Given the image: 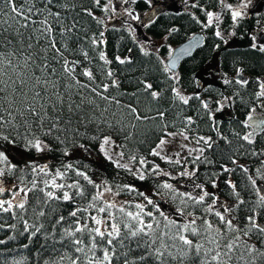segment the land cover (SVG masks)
I'll return each mask as SVG.
<instances>
[{
	"label": "snow or ice",
	"instance_id": "snow-or-ice-1",
	"mask_svg": "<svg viewBox=\"0 0 264 264\" xmlns=\"http://www.w3.org/2000/svg\"><path fill=\"white\" fill-rule=\"evenodd\" d=\"M92 2L106 15L111 13L109 19L117 15L113 0H105L103 4L102 0H92ZM120 2L134 5L137 0H120ZM251 2L252 0H240L233 8V5L226 4L225 0H219V4L230 12V27L239 26ZM145 3L151 6V0H145ZM183 3L186 7L189 6L188 0H183ZM0 4L8 7L7 12L0 8V197L5 192L11 194L9 199H0V216L8 213L12 218H17L15 209L27 211L29 194H41L36 197V207L33 208L37 223L30 224L24 219L23 214L19 216L23 222V229L19 235L27 234L28 241L23 244V248L28 249L35 241L32 264H65V262L114 264V261L115 264H171L177 260V256L173 255L169 248L178 249L181 264L189 259L190 251L194 252L197 258H200V253L203 251L200 264H264V186L254 178L255 176L264 180V159L259 160L260 167H256L253 174H250L248 166L239 163L231 156L228 157L229 162L246 175L248 183H245L243 191L250 193L248 199L244 198L242 191L231 179V173L236 169L229 168L226 164L220 165L222 169L220 173L213 172L204 182L197 183L196 181L200 179L197 162L213 163L205 156V152L211 150L216 141L212 137L202 135L190 138L187 130L195 123L192 117L186 118L185 127L178 132H164L159 142L149 152L150 156L159 157L169 165L179 166L175 175L161 169L157 164H152L147 157L139 159L135 155L129 157L130 162L139 165L135 170L130 163L120 162L124 157L122 151L116 153L120 159H113L110 149L123 145L115 144L111 132L124 133V139L129 140L133 133L127 129L136 128L135 124L125 122V109L134 120L141 122L149 119H159L164 122L165 112L157 110L156 116L141 115L136 107L121 105L116 96L107 95L110 87L119 88V81L112 79L111 70L105 72L110 84L98 82L97 76L89 67H81L80 72L77 73L82 61L79 58L69 59L65 53L82 56L89 62L92 58L83 47L75 49L69 47V42L80 44V38L75 34L79 22L73 20L71 26L65 25L68 17H62L61 11L75 10V3L70 7L69 0H21L18 7L15 0H0ZM190 7L200 8V11L205 13L206 23L202 25L204 28L216 27L221 21L220 15L206 11L198 2L192 3ZM83 13L99 24L104 23L90 8H83ZM125 13L132 21L140 20L134 10L125 9ZM191 18L200 23L195 15ZM144 26L147 27L149 24L145 23ZM129 30L130 34L134 31L130 25ZM57 33L61 38L59 46L56 40ZM214 35L224 39L218 27ZM230 35H235V32H231ZM103 36L104 32L101 31L99 39L95 35L89 37L91 46L99 48L101 45H106ZM251 39L252 47L264 53V44L258 45L256 36H252ZM49 52L52 53L51 56ZM140 52L144 56L150 55L143 45L140 46ZM99 60L105 65L112 63L103 51L99 53ZM115 60L119 64L131 63L129 58L122 59L120 56H116ZM56 65L60 67L57 68ZM174 67V62L165 65L164 71L169 72ZM236 77L240 78L235 79V84L247 87L249 81L243 79V69H237ZM171 79L179 82V77L175 74ZM141 83L153 100L159 99L160 93L151 91L153 88L151 83L143 81ZM223 83L231 85L233 80L225 78ZM256 84L258 91L254 93V99L262 101L259 106L264 107V79H257ZM173 92L184 105L193 99V97H185L178 89L174 88ZM239 96V92L222 96L216 101L215 111L220 112L225 106H231L235 102L234 98ZM195 99L200 97L196 96ZM101 101L104 103L102 104ZM211 103V101H201V107L213 121L212 129L217 132L219 139L230 144L231 141L220 134ZM113 104L119 111L110 110ZM255 113L256 107H251L246 118L240 122L244 129L253 127L254 131L243 134L236 131L232 133L247 145H255L254 136L258 131H264V120L258 121L255 125L250 123L254 121ZM74 122L85 127L95 125L98 131L111 130L109 134L94 135L91 139L97 141L99 152L115 168L125 171L140 181L159 176H166L168 179L165 181L157 179L151 193L146 194L138 191L130 183H116L114 190L107 180L97 183L87 172L74 168L72 164L65 165L66 171L57 169L53 174L47 170V166L37 167L29 162L25 167L31 170V186L19 187L13 183L5 187L8 179L13 177L23 183L21 177L16 176L17 165L11 162L7 154L10 151L9 145H20L24 151L36 153L51 151L49 144L41 136L51 137L58 143H63L59 133L71 131ZM164 127L167 128L168 125L165 123ZM37 131L40 135H37ZM53 133L56 135L53 136ZM76 134H80L78 127ZM177 135L182 136L185 141L202 145L190 148L187 144H181L180 148L188 153L183 157V163L180 152L166 154L165 146L170 141L165 137L174 139ZM239 147L243 148L244 144ZM193 153L198 154L193 155ZM63 154L67 156L69 153L65 149ZM247 154L257 158L264 157V147L259 150L250 148ZM149 164H152L151 168ZM189 164L196 167L190 170ZM69 171L73 172L75 177L82 178L87 185H91L94 191L90 194L86 193L85 186L79 179H73L70 183H58V180H65ZM224 173H229L224 184L230 189L229 195L233 199L230 204L221 202L220 208L223 209L221 211L217 208L220 196L210 192L206 184L210 183L212 189H217L219 177ZM41 176L44 178L38 179ZM181 179L191 183L176 185L169 182ZM181 188L190 190L181 191ZM121 193L127 194L131 199L124 201L111 199L119 197ZM137 197L142 198L143 202H136ZM155 197L170 202L174 206V211L170 214L163 211ZM78 200H85L86 206L73 208L68 212L67 217L58 214L55 206L48 207L53 201L75 204ZM234 210L236 215H232ZM174 215L183 217L185 222L177 223L172 219ZM210 216L215 217V222L209 219ZM40 218L45 219L40 222ZM45 224L49 227L45 228ZM4 227V224H0V229ZM8 227L15 228V225ZM58 228L60 231L57 230ZM190 236L197 237L198 242H194L189 238ZM15 239V236L0 239V245H7L8 241ZM205 244L209 247H205ZM15 251L14 248L9 249V252ZM27 259V256H22L20 259L13 257L10 260L0 251V264H25Z\"/></svg>",
	"mask_w": 264,
	"mask_h": 264
},
{
	"label": "trees",
	"instance_id": "trees-1",
	"mask_svg": "<svg viewBox=\"0 0 264 264\" xmlns=\"http://www.w3.org/2000/svg\"><path fill=\"white\" fill-rule=\"evenodd\" d=\"M190 1L191 4L198 2L199 6L206 11H215L221 6L219 0H188L189 6L185 8H176L175 10L164 9L163 11L156 13L153 19L147 22L149 26H144L146 31L154 37L167 36L168 40L174 46L198 30H201L204 34V42L198 46L194 51L195 53H191L187 58L182 60L180 62L181 64H179L178 71L172 73V71H164V56L167 55V43L160 44L156 51L154 49L146 48V50L150 52V55L144 56L140 52V46L142 44L139 43L132 32L130 34L127 24L118 25L113 23L112 20L109 19L111 14L109 13L106 15L100 10V8L93 4L92 0H69L70 7L72 3H75V10H62L61 16L68 17V19L65 20V25L67 26H71L73 20L79 22L77 25L78 31H74L80 38V44L69 42V47L73 49L83 47L89 52V56L92 58L91 62H89L85 61L82 56H74L71 53L66 52L65 55L68 56L69 59L79 58L82 61L80 67L77 68V73L80 72L81 67L86 66L92 69L93 73L97 76L98 82L110 84V79L106 76L105 72L106 70H111L113 72L112 79L119 81V88L110 87L107 95L116 96L120 100L121 105H131L132 107H136L141 115L146 114L148 116H156L157 110L164 111L165 120L164 122L159 121V119H149L143 122L136 121L131 115L127 114V109H125V122L127 124L136 125L135 129H132L131 127L127 129V131L133 133L129 140L124 139V133H115L111 132V130L103 129V125H101L103 131H98L95 125H88L85 127L83 125H77L74 122L71 131L59 133L60 139L64 141L63 143H58L51 137L41 136V138L49 144L52 149L51 151L36 153L35 151H24L20 145H9L8 147L10 150L16 149L23 154V157L15 162L17 165L16 176L21 177L23 183H21L19 179L13 177L8 179V183L5 187L13 183L19 187H24L25 185L31 186V170L30 168L25 167L27 163L31 162L37 167L47 166V170L53 174L57 169L66 171L65 165L72 164L74 168L87 172V174L96 182L101 178L107 180L109 184H112L114 190L116 183H130L134 185L138 191L150 194L157 179L165 181L168 178L166 176H159L158 178L149 177L144 181H140L125 171L115 168L109 160L103 158H99L98 160L95 156H89L86 150L91 149L92 151H95L98 147L97 141L92 140L91 137L94 135L102 136L111 132L116 144L123 145V147H118V149L124 153V159L129 161V157L132 155H135L138 159L141 157H147V160L151 161L152 164H157L161 169L170 171L175 175L179 170V166L169 165L159 157L150 156L149 152L153 149V146L157 144L164 132H171L174 130L179 131L183 129L185 127L186 118L192 117L195 123L187 130V135H189L190 138L197 135H207L216 141L213 148L205 152V156L213 161V163L197 162L200 179L196 182H204L206 177L213 172L220 173L222 171L220 165L226 164L229 168L236 169L231 173V179L237 184L238 189L242 191L244 198L248 199L250 197V193L243 191L245 183H248L246 175L236 168L235 165H232L229 162L228 157L231 156L232 158L237 159L239 163L248 166L250 174H253L255 166L258 165V167H260L259 160L264 159V157H253L250 154H247V150L250 148H256L259 150L264 147V136L261 141L256 142L255 145H247L232 134L233 131L243 134L244 128L240 122L243 121L245 114L249 112L252 104V91L249 84L247 87H241L240 85L235 84V73L237 69H243L245 76L250 79L251 76L255 74V71L258 73L264 70V53L259 52L249 45V24L244 20L245 18L240 21L238 27L232 28L230 27V12L228 9L224 10L223 16H220L221 21L216 26L222 32L224 37V39H219L214 35L216 27H202V25L206 23V15L204 12L200 11V8H191ZM104 2L105 0H102V4ZM137 2H139L137 6L140 9H144L148 5L145 3V0H138ZM15 3L19 7L21 0H15ZM26 6L27 5H25V7ZM0 8L5 12L8 11V7L5 4H0ZM83 8H90L93 11V14L103 20L104 23L99 24L96 20H93L92 17L84 14ZM192 15H195L200 20L199 24L191 18ZM257 15L258 14L255 16ZM101 31L104 32L103 39L106 41V45H101L99 48H93L89 37L95 35L99 39V33ZM231 32H235V35H230ZM227 35L228 37L230 35L234 39L230 41L229 45H225V41H227L226 38H228ZM56 40L59 46L61 38L58 33L56 34ZM101 51L105 52L107 58L112 61L110 65H105L103 61L99 60V53ZM51 55L52 53L49 52V56ZM116 56H120L122 59L129 58L131 63L126 62L125 64H119L115 60ZM161 61H163V63H161ZM56 67L59 68L60 65H56ZM207 70L209 73L206 72ZM174 74L179 77L178 83L171 79ZM196 76H200L205 82L200 88V91H196L195 89L194 77ZM80 78L83 79L82 77ZM225 78L233 80V84L225 85L223 83ZM142 81L153 85L151 91L159 92V99L153 100L151 98L149 92L144 90L143 83H141ZM174 88L178 89L185 97H193V99H191L187 105H184L175 97L173 92ZM235 92H239L240 96L234 98V104L231 106H225L222 111L216 112V101L221 99L222 96H230ZM196 96H199L200 99H195ZM97 100H99V98H97ZM201 101L212 102L211 109L214 113L217 127L219 128L220 134L231 141L230 144L225 140L219 139L217 132L212 129L213 121L209 119L208 113L202 109ZM101 103L103 104L104 102L101 101ZM110 110L119 111L115 104L111 105ZM165 123L168 125L167 128L164 127ZM77 127L79 128L80 134H76ZM37 135H40L39 131H37ZM55 135L56 133H53V136ZM241 144H244L243 148L239 147ZM80 145H84V147H80ZM65 149L69 153L67 156L63 154ZM183 162L184 161H182V163ZM133 164L135 165V168L139 166L135 163ZM152 164L148 165L149 168L152 167ZM193 167H196V165L189 164L190 170ZM20 170L23 171L21 172ZM228 176L229 173L220 175L218 181L219 187L217 189H212L210 183L206 184V187L210 192H215L220 196L217 208L221 211L223 209L220 208V203L224 202L230 204L233 199L229 195L230 189L224 184V180ZM43 178L44 177L41 176L38 179ZM254 178H257L258 183L264 186V180H260L255 176ZM73 179L80 180L81 184L85 186L86 193L90 194L94 191L91 185H87L82 178L75 177L74 173L71 171L67 173L64 181L58 180L57 182L70 183ZM169 182L176 185H187L191 183V181H185L183 179ZM180 190L184 191L190 189L181 188ZM39 195L41 194H29L27 211L25 212L23 210L15 209L17 218H12L8 213H4L0 216V224L5 225L3 229H0V239H7L9 236L16 237L15 240L8 241L7 245H0V251L8 256L10 260L13 257L20 259L22 256H27L28 259L25 260V264H32V253L35 250V241H33V245L28 249L23 248V244L28 243V241L26 238L27 234L24 236L19 235L23 229V222L19 219V216L23 214L24 219H27L30 224L37 223V217L33 212V208L36 207L35 201L36 197ZM10 197L11 194L5 192L0 199H9ZM118 198H123L124 200L131 199V197L125 193H121ZM155 200L166 213L170 214L174 211V206L170 202L165 201L161 197H155ZM136 202H143L142 198L137 197ZM53 206L57 208L58 214L67 217L68 212L73 208L77 206H86V201L78 200L75 204L71 202L58 203L53 201L48 207ZM37 211H39L38 208ZM45 211H47V208H45ZM89 211L91 212L92 210L90 209ZM93 214L95 213L93 212ZM197 214L199 215V213ZM232 215H236L235 210ZM241 215H243V213H241ZM44 219L45 218H40V222H43ZM172 219H175L177 223L185 222L184 218L179 215L172 216ZM209 219H212L215 222V217L210 216ZM65 223L67 224V221ZM8 225H15V228H9ZM48 227V224H45V228ZM57 230L60 231L59 228ZM189 238L193 239L194 242H198L197 237L190 236ZM205 247H209V245L205 244ZM13 248L16 249V251L9 252V249ZM169 251L177 256V260L171 262V264H181L178 249L169 248ZM99 254L100 253H98V255ZM203 255L202 251L200 253V258H197L196 254L190 251L189 259L185 260L183 264H200V259L203 258ZM65 264H67V262H65Z\"/></svg>",
	"mask_w": 264,
	"mask_h": 264
},
{
	"label": "flooded vegetation",
	"instance_id": "flooded-vegetation-1",
	"mask_svg": "<svg viewBox=\"0 0 264 264\" xmlns=\"http://www.w3.org/2000/svg\"><path fill=\"white\" fill-rule=\"evenodd\" d=\"M176 1L177 0H151V6L148 4L144 9H140L137 6V4L139 2H137L134 5L131 4V3H128V4L121 3V4H119L117 6L118 7L117 11H118V13L120 15V14H123L125 12V9L134 10V13L136 15H139L140 20L142 22H144V23H147L151 19H153L154 15L156 13L161 12L164 9H173V10H175L176 8H179L178 7L179 5H177ZM165 2L166 3L169 2L171 4V6L169 7V6L165 5ZM239 2H240V0H236V1L225 0L226 4H231L234 7H235V5L237 3L239 4ZM189 3L191 5V1ZM263 3H264V0H252L250 6L248 7V9H246L247 12H246L244 20L249 24L248 25V28H249L248 34L250 35L249 45H251V47H252V43H253V41L251 39L252 36H256L257 37L256 43L258 45L259 44H264V6H263ZM114 5H115V3H114ZM149 8H152L154 12H148L150 10ZM224 10H227V9L222 7V6H220V8H218L215 11H211V10H209V11H211V12L217 14V15H220L222 17L223 14H224ZM140 13H142V14H140ZM256 14H258V15L255 16ZM126 19H128V18H126ZM128 21L130 22L129 19H128ZM226 39H227V41H225V45H229V43H230V41H232L233 37H231L229 35V37L226 38ZM254 49H256V48H254ZM239 78L240 77H237L236 79H239ZM243 79H246V80L249 81V86H250V89L252 91V94H251V101H252L251 107H256V113H258L261 116H264V107H260L259 106L262 103V101H257V100L254 99V93L256 91H258V85L256 84V80L257 79H264V70H262L261 72H258V73H256V71H255V74H253V76H251L250 79H248L245 76L244 70H243ZM247 114H245L243 120L246 118ZM250 130H251L250 128L244 129L243 133L247 132V131H250ZM263 136H264V131H258V134H256L254 136V138H255L256 142H260L261 139L263 138ZM256 167H258V165H256L255 168Z\"/></svg>",
	"mask_w": 264,
	"mask_h": 264
},
{
	"label": "rangeland",
	"instance_id": "rangeland-1",
	"mask_svg": "<svg viewBox=\"0 0 264 264\" xmlns=\"http://www.w3.org/2000/svg\"><path fill=\"white\" fill-rule=\"evenodd\" d=\"M113 5L115 3V7H116V11L118 10V5L121 4L120 0H113ZM177 5H179L178 7L179 8H185L186 6L184 5L183 1L182 0H177L176 1ZM165 5L167 6H171V4L169 2H165ZM238 5V3L235 5V7ZM234 7V6H233ZM234 7V8H235ZM247 12V10H245ZM142 14V13H140ZM139 16V15H138ZM128 18L130 20V22L128 21ZM112 22L115 23V24H118V25H123V24H127L128 28H129V25L131 26V29H133L134 31H132V34H134V36L137 38V40L139 41L140 44H142L145 49L146 48H150V49H154L155 51L158 49L159 45L161 44H168V47H167V54H168V51L170 49L173 48L174 45H172V43L168 40L167 36H152L150 33H148L144 27L145 23L142 22L141 20L139 21H132L130 19V17H128L126 15V13L124 12L123 14H120L118 13L117 11V15L114 16L112 19ZM228 37V35H227ZM166 57V55L164 56V58ZM206 72L209 73V71L207 70ZM171 132H178V131H171ZM189 136V135H188ZM205 137H209L207 135H203ZM166 139H169L170 143L168 145H166V154L168 155H172L174 152H180L181 153V161H183V157L187 156L188 153L186 150H182L180 148V145L181 144H187L188 147L190 148H196V147H200L202 145H196L194 142H189V141H185L183 139L182 136H179L177 135L174 139L170 138V137H165ZM114 140V139H113ZM115 141V140H114ZM159 142V141H158ZM157 142V143H158ZM115 144H116V141H115ZM117 145V144H116ZM156 146V145H155ZM153 146V148L155 147ZM88 155L89 156H95L96 158H103L105 159L104 155L102 153L99 152L98 150V147L96 148L95 151H92L91 149H88L86 150ZM121 150L118 149V147H113L112 149H110V154L113 156V159H120L116 153L120 152ZM9 155V158L11 160V162L15 163L16 161L19 160V158L21 159V157H23V154H21L18 150H10L8 153ZM198 153H193V155H196ZM175 158V157H173ZM97 160V161H98ZM107 160V159H105ZM121 163H130V166L133 167V169L135 170V165L133 164V162H130L126 159H123L120 161ZM101 181H104L103 178H101L99 181H97V183H100ZM111 199H114V200H119V201H123L124 199L122 198H118V197H114V198H111Z\"/></svg>",
	"mask_w": 264,
	"mask_h": 264
},
{
	"label": "water",
	"instance_id": "water-1",
	"mask_svg": "<svg viewBox=\"0 0 264 264\" xmlns=\"http://www.w3.org/2000/svg\"><path fill=\"white\" fill-rule=\"evenodd\" d=\"M264 6V3H263ZM148 12H154L151 8ZM204 35L202 31H197L190 34L185 40L180 43H177L175 47H173L167 57L164 60L165 65H171L173 62L175 63V67L171 69L172 72H176L178 70L179 64L182 60L188 57L191 53H195L194 51L198 48V46L204 42ZM171 57V58H170ZM237 78V77H236ZM195 89L196 91H200V88L203 84L202 79L200 77H194ZM264 120V116L255 113L254 121L250 122L252 125H255L258 121ZM251 130L254 131L253 127H249ZM257 131V130H256ZM262 186V185H261Z\"/></svg>",
	"mask_w": 264,
	"mask_h": 264
}]
</instances>
